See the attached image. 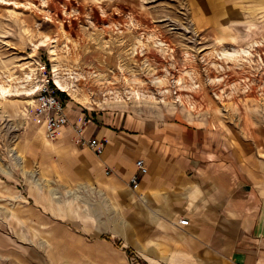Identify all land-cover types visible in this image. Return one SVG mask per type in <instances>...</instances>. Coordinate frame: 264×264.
<instances>
[{"label":"rangeland","instance_id":"1","mask_svg":"<svg viewBox=\"0 0 264 264\" xmlns=\"http://www.w3.org/2000/svg\"><path fill=\"white\" fill-rule=\"evenodd\" d=\"M236 1L213 25L194 0H0V264H76L73 246L112 226L128 231V253L141 243L125 191L109 198L41 170L28 150L49 141L34 111L48 79L86 119L123 118L158 139L196 132L195 147L184 141L195 153L264 157V0Z\"/></svg>","mask_w":264,"mask_h":264},{"label":"crops","instance_id":"2","mask_svg":"<svg viewBox=\"0 0 264 264\" xmlns=\"http://www.w3.org/2000/svg\"><path fill=\"white\" fill-rule=\"evenodd\" d=\"M237 3L194 0L198 17L213 25L224 23ZM65 111L70 125L56 140L40 144L30 140L28 150L39 152L30 153V158H37L39 169L92 183L98 194L109 198L125 191L124 205L137 203L140 218L134 226L142 227L141 243L130 247V254L126 250L130 236L120 227L112 226L104 239L80 240L81 246H73L76 264H132V257L142 264H264V157L239 150L230 154L222 146L195 153L185 143L195 147L196 132L185 143L179 136L166 138V132L158 139L149 133L151 126L134 128L123 118L91 115L85 136L106 140L104 153L96 155L74 138L73 125L84 112L71 104ZM137 159L144 161L148 172L139 173L140 184L133 189ZM108 168L111 174L106 173ZM102 180L112 186L101 188ZM184 218L188 225L180 224ZM118 224L128 226L122 219Z\"/></svg>","mask_w":264,"mask_h":264},{"label":"built area","instance_id":"3","mask_svg":"<svg viewBox=\"0 0 264 264\" xmlns=\"http://www.w3.org/2000/svg\"><path fill=\"white\" fill-rule=\"evenodd\" d=\"M65 109V100L59 94V90H57L56 86L51 84V79H48L34 99V111L38 117L42 118L45 136L49 140H56L59 138L65 127L70 125ZM86 117V114L83 113L74 123V138L80 146L89 148L96 155H102L106 148V140L98 137L85 136V130L90 122V119H86ZM136 166L138 173L131 177L133 189H137L140 184L139 173L146 174L148 172V167L143 160L138 159L136 161ZM106 173L111 174L112 169H106ZM180 224L188 225V218L181 219Z\"/></svg>","mask_w":264,"mask_h":264},{"label":"bare ground","instance_id":"4","mask_svg":"<svg viewBox=\"0 0 264 264\" xmlns=\"http://www.w3.org/2000/svg\"><path fill=\"white\" fill-rule=\"evenodd\" d=\"M62 88L65 89V90H72V89H71L72 87H71L70 85H67V84H66V85H62ZM1 90H2L1 93H2V94H5L6 92L10 91V87H8V88H4V89L1 88ZM25 92H26L27 94H32L33 91H32L31 89H28V90H26Z\"/></svg>","mask_w":264,"mask_h":264},{"label":"trees","instance_id":"5","mask_svg":"<svg viewBox=\"0 0 264 264\" xmlns=\"http://www.w3.org/2000/svg\"><path fill=\"white\" fill-rule=\"evenodd\" d=\"M59 93H61V92L59 91ZM62 94H64V92H62Z\"/></svg>","mask_w":264,"mask_h":264}]
</instances>
